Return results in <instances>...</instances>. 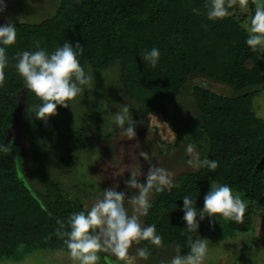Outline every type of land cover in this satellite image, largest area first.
<instances>
[{
	"label": "trees",
	"instance_id": "trees-1",
	"mask_svg": "<svg viewBox=\"0 0 264 264\" xmlns=\"http://www.w3.org/2000/svg\"><path fill=\"white\" fill-rule=\"evenodd\" d=\"M205 3L57 0L54 13L40 22L11 21L17 27V42L7 49L0 84V145L10 148L0 152V260L19 261L35 250L68 252L65 237L59 233L69 230L68 219L76 213V206L47 173L45 135L51 130L31 117L30 111L40 101L24 87L15 68L18 53L35 51L37 45L52 52L66 41L84 47L80 62L85 69L90 65L100 72L118 62L124 91L142 113L161 114L176 132L178 145L191 143L203 152L201 159L219 162L215 171L201 168L181 173L173 181L178 187L154 190L145 223L156 225L161 245H175L181 255L190 251L189 235L200 238L205 224L200 222L199 232H186L183 197L191 195L202 209L211 182L228 184L249 203L244 222L226 221L224 232L251 229L250 206L264 198V166L258 167L264 157V118L254 109L256 92L247 89L264 85V53L252 52L246 45L247 33L234 14L216 22L208 20ZM193 7L201 14H194ZM5 23L0 21V25ZM153 47L161 52L155 67L140 56ZM195 73L226 83L237 95H219L195 86L193 95L200 114L187 121L182 117L184 105L173 99ZM23 91L25 107L20 121L39 188L23 178L17 163L19 148L7 138ZM63 109L58 107L57 112ZM140 244L157 247L148 241Z\"/></svg>",
	"mask_w": 264,
	"mask_h": 264
},
{
	"label": "rangeland",
	"instance_id": "rangeland-1",
	"mask_svg": "<svg viewBox=\"0 0 264 264\" xmlns=\"http://www.w3.org/2000/svg\"><path fill=\"white\" fill-rule=\"evenodd\" d=\"M56 6L57 0H7V10L0 14V21H19L17 18L23 16L25 22H40L51 16ZM231 12L242 24L254 12L252 0H249L246 11L237 6ZM120 69L118 62L100 72L86 65V71L93 79L72 103V107L57 112L47 122L36 119L33 109L30 111L38 124L43 123L51 130L45 135L47 173L60 183L64 194L73 200L76 213L89 209L97 199L102 198L104 189L117 184L119 191L131 197L135 190L129 189L125 181L130 178L129 170L133 166L145 173L139 178L144 180L151 165L162 167L172 174V182L183 172L197 170L187 163L190 158L186 151L188 143L177 144V134L163 116L159 113H142L138 103L126 95ZM195 86H202L219 95H237L226 83L200 73L192 74L181 94L173 99L184 105L182 117L187 121L200 114L193 95ZM247 91L256 92L254 109L258 116L264 118V85L250 87ZM19 99L20 105L7 138L19 148L23 178L33 188H39L40 184L27 158L28 142L24 139L20 121V112L25 107L24 91L19 94ZM124 104L128 105L136 128V135L132 139L114 124L115 113ZM195 150L201 158L203 152L197 147ZM141 152L149 154V161L140 156ZM233 191L242 198L237 190ZM154 198L153 190L150 200ZM245 202L249 205L247 200ZM250 210L252 224L247 231L225 233V220L220 219L219 222L213 218L214 227L208 218L203 220L205 229L200 238L208 239L203 264H264V198L252 204ZM129 213L132 214L131 207ZM140 221L147 226L145 216L140 217ZM138 248H144L147 256L138 257ZM129 252L136 256L135 264H169L173 256L180 254L175 245H159L149 249L140 243L133 244ZM100 255L99 264H104L103 257L108 254ZM112 259L115 260V257ZM0 264H73V261L65 251L35 250L27 253L22 260H0Z\"/></svg>",
	"mask_w": 264,
	"mask_h": 264
},
{
	"label": "clouds",
	"instance_id": "clouds-1",
	"mask_svg": "<svg viewBox=\"0 0 264 264\" xmlns=\"http://www.w3.org/2000/svg\"><path fill=\"white\" fill-rule=\"evenodd\" d=\"M252 2L254 12L247 16L241 26L247 33L245 43L250 50L264 53V0ZM248 5L249 0H206V16L208 20L216 22L232 15L230 10L234 7L238 6L246 11ZM6 10L7 0H0V14ZM191 11L196 15L201 14L195 7ZM17 19L24 23L23 16ZM17 35L15 23L9 21L0 25V84L3 83V70L8 62L7 49L16 44ZM84 51L79 42L73 45L66 41L52 52L37 45L35 51L25 50L17 54L15 68L23 79L24 87L40 101L32 111L36 119L47 122L58 114V107H72V103L84 92L85 86H90L93 77L80 62ZM140 56L147 65L155 67L161 52L159 48L153 47L145 49ZM129 112L128 105H122L115 113L114 124L125 136L132 139L136 135V128ZM9 150V146L0 145V152ZM186 151L190 156L188 165L197 170L207 168L215 171L219 167L217 160L207 157L201 159L191 143L187 145ZM140 156L149 161L147 152H141ZM17 163L20 167L19 160ZM129 172L130 178L125 184L129 189L135 190L131 197L119 191L118 184L104 189L102 198L97 199L86 211L72 214L68 219L69 230L59 233L65 237L64 244L73 264H99L100 253L108 254L103 257L104 264H135L136 256L129 252L133 244L148 241L152 245H161L162 237L157 233L156 225L153 223L144 226L140 217L149 214L150 194L153 190L163 192L179 185H173L172 174L157 165L149 167L144 182L139 179L145 175L141 169L133 166ZM196 200L191 195L183 197L182 211L187 233L199 232L200 222L205 218L209 219L213 227V218L219 222L221 218L235 223L244 222L248 205L228 184L211 182L210 189L204 196L202 209L196 206ZM129 207L132 214L129 213ZM61 227H64L63 224ZM188 240L190 251L186 255L173 256L169 264H203L208 250V239H193L189 235ZM147 254L144 248L136 249L138 257L144 258Z\"/></svg>",
	"mask_w": 264,
	"mask_h": 264
},
{
	"label": "water",
	"instance_id": "water-1",
	"mask_svg": "<svg viewBox=\"0 0 264 264\" xmlns=\"http://www.w3.org/2000/svg\"><path fill=\"white\" fill-rule=\"evenodd\" d=\"M264 166V157L262 158L261 162L259 163V168L263 167Z\"/></svg>",
	"mask_w": 264,
	"mask_h": 264
}]
</instances>
